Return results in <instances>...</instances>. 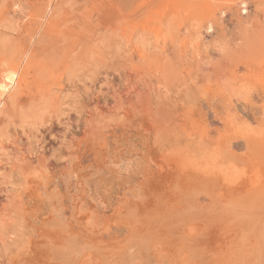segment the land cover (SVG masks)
I'll return each mask as SVG.
<instances>
[{
  "label": "rangeland",
  "instance_id": "obj_1",
  "mask_svg": "<svg viewBox=\"0 0 264 264\" xmlns=\"http://www.w3.org/2000/svg\"><path fill=\"white\" fill-rule=\"evenodd\" d=\"M263 88L264 0H0V264H24L48 217L33 190L63 192L78 158L150 130L149 145L157 129L214 138L227 116L264 130ZM69 180L75 216L99 229L117 204L98 213Z\"/></svg>",
  "mask_w": 264,
  "mask_h": 264
},
{
  "label": "bare ground",
  "instance_id": "obj_2",
  "mask_svg": "<svg viewBox=\"0 0 264 264\" xmlns=\"http://www.w3.org/2000/svg\"><path fill=\"white\" fill-rule=\"evenodd\" d=\"M262 101L261 109L264 95ZM207 108L221 115L210 104ZM261 114L257 113L258 119L251 112L264 129V109ZM217 127L214 138L204 129H157L152 145L150 130L148 135L136 134L139 144L127 138L123 145L128 146L121 148L116 142L115 152L98 149V155H79L83 160L78 158L66 170L69 179L83 187L98 213L117 204L112 215H104L99 229L84 228L75 216L78 204L75 209L70 203L73 185L68 177H58L63 180L61 193L37 192L33 186L34 201L48 217L41 214L43 220L37 219L42 224L30 237L24 264H264V130L245 129L234 116H227ZM172 142H176L173 149L163 148ZM88 170V176L81 175L80 171Z\"/></svg>",
  "mask_w": 264,
  "mask_h": 264
}]
</instances>
